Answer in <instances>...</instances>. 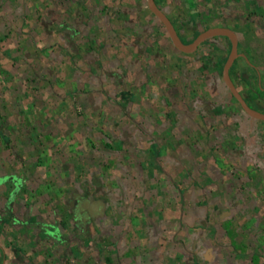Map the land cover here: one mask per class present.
<instances>
[{
	"label": "rangeland",
	"instance_id": "374dc122",
	"mask_svg": "<svg viewBox=\"0 0 264 264\" xmlns=\"http://www.w3.org/2000/svg\"><path fill=\"white\" fill-rule=\"evenodd\" d=\"M159 3L186 42L237 32L264 112V0ZM148 9L0 0V264H264V120L223 43L182 52Z\"/></svg>",
	"mask_w": 264,
	"mask_h": 264
},
{
	"label": "water",
	"instance_id": "95a60500",
	"mask_svg": "<svg viewBox=\"0 0 264 264\" xmlns=\"http://www.w3.org/2000/svg\"><path fill=\"white\" fill-rule=\"evenodd\" d=\"M148 7L155 14V16L165 25L174 45L182 52L191 53L195 52L200 44L209 37L216 35H224L231 40L232 48L229 57L223 67V79L226 85L231 90L234 97L241 104L243 109L252 117L264 120V112L257 110L249 105L244 96L240 93L234 81L231 78L230 70L235 60L240 55L239 53V40L235 30L225 26L210 27L198 36L192 42H184L178 33L176 26L169 16L158 6L156 0H147Z\"/></svg>",
	"mask_w": 264,
	"mask_h": 264
},
{
	"label": "crops",
	"instance_id": "0c3cea01",
	"mask_svg": "<svg viewBox=\"0 0 264 264\" xmlns=\"http://www.w3.org/2000/svg\"><path fill=\"white\" fill-rule=\"evenodd\" d=\"M170 1L171 0H166V4H169L170 3ZM180 1V0H179ZM182 1V0H181ZM219 1V0H218ZM156 2H157V4H158V6L166 13V11H165V9L163 8V7H161L160 6V3H159V0H156ZM193 3H195V2H193ZM202 5V4H204V1H200V2H197V6L195 7V8H192L191 10H190V15H194V14H196V13H201L202 14V12H201V10L202 9H200V6L199 5ZM212 12V11H211ZM167 14V13H166ZM168 16H169V18L173 21V23H174V25L176 26V28H177V30H178V27H177V25L175 24V21L172 19V17L169 15V14H167ZM145 16H150V18L151 19H154V18H152V16L150 15V14H146ZM200 17H202V16H200ZM179 22H182L181 24H188L189 23V19H187V18H182ZM192 24H194V23H192ZM217 26H227V25H224L223 23H221V22H217V23H211V24H209V26H207L206 27V29H208V28H210V27H217ZM205 29V30H206ZM204 31V30H203ZM203 31H198L197 33L199 34V33H201V32H203ZM179 33V32H178ZM237 33V32H236ZM180 35V34H179ZM196 35V34H195ZM238 35V34H237ZM181 36V35H180ZM182 38V37H181ZM222 38H226V36H224V35H216V36H212V37H209V38H207L206 40H204L201 44H200V46L198 47V49L196 50V51H203L202 49H204V50H207L208 49V52H209V50H210V44H212L211 43V41H213L212 39H214V41H216L215 39H217V41H218V43H223V44H218L217 46H215V45H213L212 44V47L213 48H216V49H219L218 47H220V52L219 53H217V59H216V62H214V63H212V62H208V64H210L209 66H212V69L214 68V70H217V71H219V66H221V65H223V56H224V54H225V52H226V50H227V47H226V42L224 41V40H221ZM239 39V38H238ZM222 41V42H221ZM207 44V45H206ZM207 48V49H206ZM239 50V49H238ZM252 51H250V53H251ZM239 53H240V55L238 56V58L235 60V62H234V66H232V67H238V68H236V69H238L236 72H238V73H236V74H234L235 75V77L236 78H241V76H242V74H243V72H244V70H245V72L247 73V75L249 74L250 76V78L253 80H255V83H258L257 81L259 80L258 78H259V74H258V69H259V67L256 65V64H254V63H251V61L249 60L248 61V59H250V57L248 58V56H249V54H248V56H246V54H243V53H241L240 51H239ZM240 58H242V60L241 61H243V62H241L240 61ZM231 70H232V68H231ZM231 70H230V75H231V78H232V80L234 81V84L237 86V83H236V79H235V77L233 76V74H231ZM242 70H243V72H242ZM258 79V80H257ZM253 80V81H254ZM243 81H246V80H243ZM18 190V189H17ZM16 190V191H17ZM16 191H14V193H16ZM8 208H10V206L8 207ZM4 219V217L1 215V217H0V224L4 221L3 220ZM12 260H11V262L12 263H14V264H30V260L31 259H34V258H32V257H30V255H28V256H22V254H21V251L19 250L16 254H15V256H12V258H11ZM39 259H41V258H39Z\"/></svg>",
	"mask_w": 264,
	"mask_h": 264
},
{
	"label": "trees",
	"instance_id": "16d2710c",
	"mask_svg": "<svg viewBox=\"0 0 264 264\" xmlns=\"http://www.w3.org/2000/svg\"><path fill=\"white\" fill-rule=\"evenodd\" d=\"M148 11H150V10L148 9ZM150 15L155 17V14H153V12H150ZM197 36H198V33L195 35L194 39H195ZM182 39H183V38H182ZM194 39H193V40H194ZM183 41L186 42L184 39H183ZM222 68H223V65L219 66V70H221ZM109 145H110V144L106 143V146H109Z\"/></svg>",
	"mask_w": 264,
	"mask_h": 264
}]
</instances>
